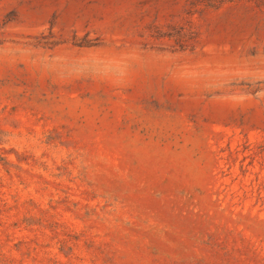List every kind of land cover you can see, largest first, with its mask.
<instances>
[{
	"label": "rangeland",
	"instance_id": "374dc122",
	"mask_svg": "<svg viewBox=\"0 0 264 264\" xmlns=\"http://www.w3.org/2000/svg\"><path fill=\"white\" fill-rule=\"evenodd\" d=\"M0 264H264V0H0Z\"/></svg>",
	"mask_w": 264,
	"mask_h": 264
}]
</instances>
